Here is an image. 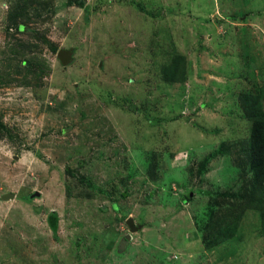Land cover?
Masks as SVG:
<instances>
[{"label":"rangeland","instance_id":"1","mask_svg":"<svg viewBox=\"0 0 264 264\" xmlns=\"http://www.w3.org/2000/svg\"><path fill=\"white\" fill-rule=\"evenodd\" d=\"M254 118L264 0H0V264H264Z\"/></svg>","mask_w":264,"mask_h":264},{"label":"trees","instance_id":"2","mask_svg":"<svg viewBox=\"0 0 264 264\" xmlns=\"http://www.w3.org/2000/svg\"><path fill=\"white\" fill-rule=\"evenodd\" d=\"M167 70V67H164ZM166 74V73H165ZM166 76V75H164ZM169 80H179L178 76H166ZM250 167L259 188L264 185V124L262 119L254 118L249 138Z\"/></svg>","mask_w":264,"mask_h":264},{"label":"water","instance_id":"3","mask_svg":"<svg viewBox=\"0 0 264 264\" xmlns=\"http://www.w3.org/2000/svg\"><path fill=\"white\" fill-rule=\"evenodd\" d=\"M127 224L129 225L130 229L132 230L133 229V221L128 219Z\"/></svg>","mask_w":264,"mask_h":264}]
</instances>
